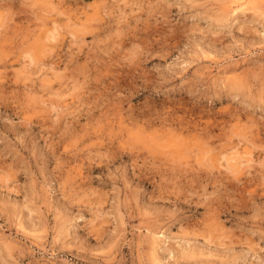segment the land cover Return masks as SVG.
<instances>
[{
  "label": "rangeland",
  "instance_id": "rangeland-1",
  "mask_svg": "<svg viewBox=\"0 0 264 264\" xmlns=\"http://www.w3.org/2000/svg\"><path fill=\"white\" fill-rule=\"evenodd\" d=\"M0 264H264V0H0Z\"/></svg>",
  "mask_w": 264,
  "mask_h": 264
},
{
  "label": "clouds",
  "instance_id": "clouds-1",
  "mask_svg": "<svg viewBox=\"0 0 264 264\" xmlns=\"http://www.w3.org/2000/svg\"><path fill=\"white\" fill-rule=\"evenodd\" d=\"M186 2L191 3V0H186Z\"/></svg>",
  "mask_w": 264,
  "mask_h": 264
},
{
  "label": "bare ground",
  "instance_id": "bare-ground-1",
  "mask_svg": "<svg viewBox=\"0 0 264 264\" xmlns=\"http://www.w3.org/2000/svg\"><path fill=\"white\" fill-rule=\"evenodd\" d=\"M252 1V0H251ZM240 4H241V2H240ZM240 6V5H239ZM243 7V6H242ZM237 10V9H236ZM243 10V9H242ZM238 13V12H237ZM231 14V13H230Z\"/></svg>",
  "mask_w": 264,
  "mask_h": 264
}]
</instances>
